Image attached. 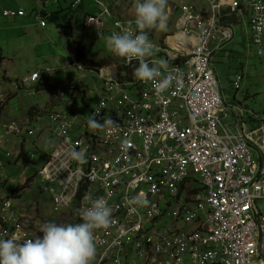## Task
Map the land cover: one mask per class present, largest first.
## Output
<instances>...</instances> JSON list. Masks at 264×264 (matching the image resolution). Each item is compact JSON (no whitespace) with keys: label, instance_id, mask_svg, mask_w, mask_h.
Returning <instances> with one entry per match:
<instances>
[{"label":"built area","instance_id":"built-area-1","mask_svg":"<svg viewBox=\"0 0 264 264\" xmlns=\"http://www.w3.org/2000/svg\"><path fill=\"white\" fill-rule=\"evenodd\" d=\"M205 1L209 5L207 21L220 7L229 6L243 24L246 48L252 47L257 55L264 52V0ZM180 6L182 14L178 24L184 39H176L172 47L184 53L183 61H176L177 54L171 49L154 44L159 49L156 54L163 53L169 64L168 71L174 77L171 86L160 93L155 82L137 80L135 97H130L116 82L107 83L105 92H118V97L110 107L106 101L111 97L101 98L92 111V114L99 111L96 118L101 122L109 116L117 123L116 127L96 131L93 146L104 147L106 153L114 154L113 161H105L96 153L82 164L72 159V150L86 148L87 157L90 148L87 138L74 141L70 135L74 126L83 123L68 111L54 112L50 118L57 125L61 144L43 177L59 180L62 195L55 198L59 205L72 199L73 187L79 181L96 184L93 194L101 192L109 201L116 194L122 195L140 185L150 195H160L163 188L175 194L181 181L192 171L199 177L202 188L200 197L196 198V208L202 219L200 228L206 229L207 234L205 238L201 234L180 235L167 242V248H175L173 252L166 250L175 257V264H264L257 252L259 244L262 245L259 233H264L261 209L264 205V122L250 128L236 118L237 132L232 131L226 122V111L221 108L218 84L209 62V44L215 35L191 4ZM4 15L23 16L24 12L5 11ZM105 19L112 24L111 34L134 24L114 20L103 9L101 15L89 17L86 25L101 35ZM191 33L195 37L188 36ZM147 59L150 66L159 62L154 57ZM132 64L138 66L137 61ZM38 78V74L31 77L33 81ZM241 81V76L235 77L236 90L240 89ZM104 111L109 115L104 116ZM6 129L8 133L21 131L15 125H8ZM59 175L64 178H58ZM114 205L115 212L125 208L126 201L123 199ZM113 221L117 231L130 229L127 222L115 217ZM31 235L27 222L19 224L11 200L3 199L0 239L17 236L22 242L32 239Z\"/></svg>","mask_w":264,"mask_h":264},{"label":"clouds","instance_id":"clouds-1","mask_svg":"<svg viewBox=\"0 0 264 264\" xmlns=\"http://www.w3.org/2000/svg\"><path fill=\"white\" fill-rule=\"evenodd\" d=\"M93 1L99 7L100 11L94 14H86L82 22V32L86 42L85 46H81V50L84 51L86 58L90 60V66H86L79 59H72V63L67 64L65 62L67 66L63 69L66 70L68 68L71 70V68H73L81 73H90L94 78V82H98L100 85V88L97 90V99L93 104H90L87 99L82 100L81 94L77 88L72 85L70 86V90H74L75 88V92L74 95H68L71 98L70 105L67 106L68 109H66V111L53 109L48 111L49 118L54 112L68 111L73 115H77L78 120L83 123L74 126L70 131V135L74 141L87 138L90 148L87 157L85 156L87 151L86 148H81L79 151L72 150L70 152V157L72 159L82 164L86 162L88 156L96 153L101 158L106 159L105 161H113L114 154L106 153L104 147H93L96 131H101V129L105 127L117 126V123L114 122L111 117L107 116L108 113L106 111L103 112L104 116H107H102L103 122H101V119L96 118L99 115V111L92 114L93 109L99 105L101 98L111 97V100L106 101L107 107H110L112 101L118 97V92L110 94L105 92V85L107 83H117V87H122L130 97H135L137 80L146 83L149 81L155 82L156 90L160 93L166 91L171 86L174 77L172 73L168 71L169 64L165 60V55L163 53L160 52L156 54L159 49L154 44L162 48L171 49L173 53L177 54L176 61H183L184 53H180L179 50H175L172 47L176 39H184V35L178 24V19L182 14L180 6L182 3L191 4L196 13H201L203 15V20L210 24L211 30L215 35V38L209 44V62L212 75L218 84V92L222 102L221 108L225 110L227 114L226 122L230 124L229 117H231L233 124L237 118L246 125L243 114L238 112L242 107H228L223 103L219 83L215 76V70L212 67L211 61V57L215 50L220 49L224 43L230 41L233 37V30L230 26L231 22L227 21V17H233L241 23L244 34L243 44L245 52L247 54L253 53L257 55L252 47L249 49L246 48L243 24L239 17L235 16V13L230 10L229 6L225 5L220 7L217 12H215L214 17L207 21L206 16L209 5L205 0H134L132 5L134 14L125 19L120 18L116 11H110L104 0ZM238 1L242 2V0ZM41 2V0H38V3L41 4ZM55 2H57V0H55ZM82 4L83 0L72 1V7L75 9L79 8ZM45 7L46 6H44V10L40 14H37L39 16L38 25L41 28H44L46 19L49 18V13L45 11ZM103 9L107 10L114 20L131 21L134 22V24H130L127 30L111 34L112 24L109 20L106 22L105 19L104 31L101 35H98L91 28L87 27L86 20L91 16L101 15ZM19 10L24 12L23 16L9 17L4 15L5 11ZM2 15L6 18H20L25 17L26 12L23 8L4 9ZM170 28H172V32H165ZM159 30L163 31L162 33L164 35L160 32L158 36ZM65 32L69 33L68 27ZM87 32L92 33L94 38L89 37ZM106 33L109 35L106 38L107 48L111 53L120 57L121 66L126 71V81H121L120 78L108 73V69L106 68L110 60L103 57L96 58L92 55L93 50L91 51L90 47H92L94 42L102 40ZM188 36L195 37L193 33L188 34ZM263 54L264 52L261 55ZM149 57H154L159 60V62L150 66L149 60L147 59ZM125 60L129 64L125 62ZM133 61H137L138 66L132 64ZM53 72V68H45L33 72L19 82H14L16 85L15 87L16 89H22L27 83H35V87L39 85L50 86L51 81L45 82L44 79H46V77L51 78V76L54 75ZM34 74H38L39 76L37 81L31 79ZM236 76L242 77L240 89L238 90L233 86V81ZM242 83L243 74L241 71L240 74H235L231 80L232 89L235 91V101L240 106L241 104L237 99V95L242 91ZM68 87L69 86H67V88L58 87L56 90L57 95H59L63 101L64 97L67 95L63 90H67ZM15 94L17 95V93ZM0 96L4 97V95ZM79 99L82 101L83 105L90 110V113L87 114L84 119L81 118L79 111L71 109V106L75 104L74 101ZM4 100L5 99H2V101ZM60 103L61 102L54 104ZM82 103L76 104L80 107ZM38 111L37 116L33 115V118H27L26 120H2L4 115H2V117L0 116L1 130L3 135H5L3 139L9 137L19 139L24 134L31 138L37 136V141L42 139V144L54 146L50 154H44L47 159L46 164L36 175L39 176L42 183L45 184L44 191H47L51 195L53 211L59 213L64 209L74 206L77 209L78 221L74 224H57L48 222L46 218H42L47 220L46 223H43L44 221H40L35 215L23 216L19 214L13 203V195L0 199V207L3 199L11 200L12 209L19 219V224H25L27 222V229L32 234V239H25L22 242L17 236H13L9 239H0V264H175L176 261L173 254L166 251L169 250L173 252L175 248H167L165 246L167 242L172 241L180 235L190 236L201 234V236L205 238L204 235L207 234V231L206 229L202 231L200 228L202 219L197 213L196 208L198 202L196 198L200 197L202 188L199 177L192 171L181 181L175 194L166 192L163 188V192H161L160 195H150L147 193L145 186L140 185L129 189L128 192L122 195L118 196V194H116L117 196L107 201V199L101 196V192L96 191V193L93 194L97 187L96 184L90 185L87 181H79L77 185L73 187L75 195L72 199L69 198L68 202L64 201L57 205L55 203V198L62 195V187L60 186L59 180L52 181L45 179L43 177V172L49 168L54 152L61 144V138L57 132V125L52 122L51 118L50 124L45 127L47 133H44V128L37 123L41 115L40 109ZM84 124L87 126L83 128ZM8 125H15L19 127L21 131L19 133H8L6 129ZM252 127H254V125L250 128ZM30 131H32L31 134ZM54 135H56L57 138L56 142L49 139L50 137H54ZM24 146L25 138L16 144L13 151L5 154L9 166L14 165V160L18 161L23 156ZM34 159L35 155L31 154L28 161H33ZM4 165L5 162L3 163L0 160V182L7 183L8 180H3L1 176ZM58 178L63 179L64 176L59 175ZM11 181L13 182L14 179ZM22 183L23 185L19 188L20 190H24V187L30 186L29 179L22 178ZM127 183L128 181H125V184ZM116 190L118 192L119 188ZM123 199L126 201L125 208L121 207L114 212L116 209L114 205L115 202ZM25 207L31 209V206ZM114 217L123 223H129L130 229L117 231L112 226ZM259 235L261 236L260 243H262V245L259 244L257 252L260 258L264 259V233H259ZM185 261L188 262L187 259H185Z\"/></svg>","mask_w":264,"mask_h":264},{"label":"rangeland","instance_id":"rangeland-1","mask_svg":"<svg viewBox=\"0 0 264 264\" xmlns=\"http://www.w3.org/2000/svg\"><path fill=\"white\" fill-rule=\"evenodd\" d=\"M41 1L42 3L40 4L38 0H0V55L5 59L12 60L13 64L18 66L19 61L15 60L16 58L30 57V55L39 57L40 54H43L49 60V67L54 69V80L52 78L50 84L55 85V81H58L55 73L61 78L59 83L64 84L63 81L66 79L67 73L62 70V67L65 64L55 62L53 59L55 56H60L63 60L78 59L80 58L81 46L74 44L76 46L74 52L72 47L73 41L59 33L57 23H66L72 18L75 9L71 8L70 1L66 4H64L65 0H59V3L55 2V0ZM104 2L110 11H116L120 18L126 19L134 14L132 7L134 0H104ZM44 3H46L48 9L47 13L52 12L53 17V19H46L48 28L51 29V31H46L48 32L47 36L35 32V24L36 21L38 24L39 17L37 14H40L44 10ZM60 3L63 4L60 5ZM83 5L85 7L84 11L87 14H94L100 11L93 0H88ZM10 7L23 8L27 14L26 17H4L2 15L3 9ZM18 19L20 21H30V26L19 29V23L15 21ZM81 20L82 14L79 16V24ZM227 21L231 22L230 26L233 30V37L230 41L224 43L220 49L215 50L211 57L212 67L215 70V76L219 83L223 103L228 107H242L238 112L243 114L246 125L251 127L258 122H264V54L261 56L253 53L247 54L243 44L244 34L241 23L233 17H227ZM25 31L27 34H25ZM160 32L163 34V31L159 30L158 36ZM165 32H172V28L167 29ZM87 34L89 37L94 38L92 33L87 32ZM108 36V33H106L102 40L94 42L92 44L93 50L98 51L97 49L101 48L102 52H104ZM101 43L105 45L101 46ZM2 67L6 69L3 70ZM7 67L0 66V95H4V97L0 96V116L4 115L3 120L18 119L20 116L24 119H31L33 115L37 116L40 109L41 115L37 123L44 128V133H47L45 127L51 122L48 111H51V109L66 111L71 99L68 95H74L75 88L74 90H70L69 86L67 90H63L67 94L64 97V101L60 104H54L58 103L57 100H54L58 87L42 86L40 87V91L37 92V89L34 91L35 83H27L22 89H16L13 84L11 85L8 82L6 84L3 83L2 78L6 71L5 74L16 82L15 80L20 78L21 73L17 68L11 70L10 67ZM241 71L243 74L242 91L237 95V99L241 104L240 106L235 101V91L232 89L231 80L235 74H240ZM71 73L76 78V81H82L79 84L80 89L83 90L94 86V78L90 73H81L73 68H71ZM23 78L21 77L20 80ZM14 92L17 93L15 99L16 94ZM2 99L5 100L2 101ZM74 103L71 109L79 111L81 118L84 119L90 113L89 108L85 107L80 99L74 101ZM76 103H82V106L79 107ZM22 107L24 110H21ZM12 110L16 111V115H12L14 113ZM7 111L12 113H8ZM229 121L232 131L237 132V128L233 124L231 117H229ZM4 136L1 130L0 160L3 163L5 162L1 176L3 180H8V182H0V199L13 195V203L19 214L23 216L35 215L40 221H44L43 223H46L47 220L48 222L57 224L77 223L78 213L74 206L64 209L59 213L53 211L51 195L47 191H44L45 184L36 175L46 164L47 159L44 154H50L54 146L42 144V139L37 141V136L31 138L23 134L19 139L12 137L3 139L5 138ZM23 138H25L23 156L18 161L14 160V165L9 166L5 154L13 151L16 144L21 142ZM49 139L53 142L57 141L56 135ZM31 154L35 155V159L28 161ZM22 178L30 180V186L24 187V190L19 189L23 185ZM12 179H14L13 182L11 181ZM25 206H31V209ZM262 209L264 210V205H262ZM42 218H46L47 220Z\"/></svg>","mask_w":264,"mask_h":264},{"label":"crops","instance_id":"crops-1","mask_svg":"<svg viewBox=\"0 0 264 264\" xmlns=\"http://www.w3.org/2000/svg\"><path fill=\"white\" fill-rule=\"evenodd\" d=\"M66 3H69L70 1V6L72 8V1L73 0H65ZM88 0H83V4L86 3ZM42 3V2H41ZM57 3H59V0H57ZM63 4V3H60V5ZM81 5L79 8H73L75 9V12L72 16L71 19H69L66 23H63V24H60V23H57V27H58V31L59 33L62 35V36H65L67 37L68 39L70 38V40L73 41V51L75 52L76 50V46H74V44H79L80 46H85V42H86V39L84 37V34L82 32V22H83V17L87 14L85 10V7L84 5ZM44 6H46V3L43 4ZM21 8V7H19ZM5 9H18L16 7H10V8H5ZM4 10V9H3ZM47 6L45 7V11H47ZM83 10V12H82ZM80 14H82V20L79 24V16ZM27 15V14H26ZM26 17V16H25ZM48 19H53L52 17V12L49 13V18ZM19 23V29L21 28H25L27 26H30V21H20V19L18 20H15ZM67 27H68V31L69 33H66L65 30H67ZM38 28V30H37ZM40 29V30H39ZM40 31V32H39ZM46 31H51L50 28H48V25L47 23L45 24L44 28H41L38 24H37V21H36V24H35V32L36 33H41V34H44L45 36L48 35V32ZM25 34H27V32L25 31ZM105 44L101 43V46H104ZM91 48V51L93 50V47H90ZM98 51H95L93 50L92 51V55L96 58H107L108 60H110V62L108 63V67L106 69H108V73L111 74V75H114L115 77L117 78H120L121 81H126L127 77H126V74H125V70L122 68L121 66V62H120V57L114 55L113 53L109 52L108 51V48H107V45H106V48L104 50V52H102V49L101 48H98L97 49ZM45 55L43 54H40V56H36V55H33L30 57L29 56H25V57H21V58H16L15 60H18L19 61V64L18 66L14 65L13 64V61L12 60H8V59H5L3 58L1 55H0V66H8L10 67L11 70H14V69H19L20 73H21V76L19 79L15 80L17 82L20 81L21 77H26L28 75H30L31 73L33 72H36V71H39V70H43L45 68H51L49 67V60L46 59L44 57ZM72 56V55H71ZM53 61L55 62H60V63H63V67L62 68H65L67 66V64L69 63H72V59H64L61 58L60 56H55ZM67 64H66V63ZM7 67V68H8ZM2 69H6V68H3ZM126 69V68H125ZM64 70V69H62ZM66 73H67V77L66 79H64L63 83H59V80H61L60 77H58V74L55 73V76L57 77V80L58 81H55L56 84L54 85H50L52 86L53 88H57V87H61V88H67V86H75L77 88V90L79 91V93L81 94V97H82V100H89V103L90 104H93L95 103L96 99H97V90L100 88V85L98 82H95L94 83V86L92 88H86V89H80L79 88V84L81 83V81H76V78L74 77V75H72L71 73V70L70 69H66L64 70ZM4 72V71H3ZM6 73V71H5ZM4 73V77L2 78V81L3 83L6 84V82L10 83L11 85H15L14 84V81L11 80V78L9 76H7L6 74ZM69 73V74H68ZM53 78L54 80V77L51 76V78L49 77H46V79H44L45 82H48V81H52L51 79ZM16 86V85H15ZM42 86H46V85H39V86H36L34 88V91L35 89H37L39 92L40 91V87ZM3 88V87H2ZM85 94V96H84ZM17 97V95L14 97V99ZM54 100H57L58 102H63V99L59 97V95H55V99ZM88 103V102H87ZM8 108V106H7ZM6 108V110H7ZM21 110H24V108L22 107ZM14 112V110H12ZM8 112V111H7ZM8 113H12V112H8ZM16 111L12 114V115H16L15 114ZM19 120H26L27 118H23L22 116H20L18 118ZM3 120V118H2Z\"/></svg>","mask_w":264,"mask_h":264},{"label":"trees","instance_id":"trees-1","mask_svg":"<svg viewBox=\"0 0 264 264\" xmlns=\"http://www.w3.org/2000/svg\"><path fill=\"white\" fill-rule=\"evenodd\" d=\"M80 58H78L80 61H82L86 66H90V60L86 58L84 51H80L79 54Z\"/></svg>","mask_w":264,"mask_h":264}]
</instances>
